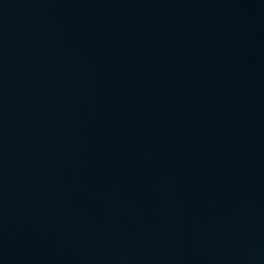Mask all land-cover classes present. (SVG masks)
<instances>
[{
  "label": "water",
  "instance_id": "water-1",
  "mask_svg": "<svg viewBox=\"0 0 264 264\" xmlns=\"http://www.w3.org/2000/svg\"><path fill=\"white\" fill-rule=\"evenodd\" d=\"M0 264H264V0H0Z\"/></svg>",
  "mask_w": 264,
  "mask_h": 264
}]
</instances>
